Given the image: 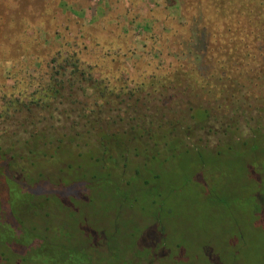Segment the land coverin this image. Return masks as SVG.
Instances as JSON below:
<instances>
[{
  "label": "rangeland",
  "instance_id": "rangeland-1",
  "mask_svg": "<svg viewBox=\"0 0 264 264\" xmlns=\"http://www.w3.org/2000/svg\"><path fill=\"white\" fill-rule=\"evenodd\" d=\"M120 1L114 8L122 10L118 19L124 24L101 21L97 5L103 0H72V7L88 34L97 33V39L110 48L103 43L97 46L102 65L93 78L117 75L116 83L125 85L127 92L103 98L94 81L82 80L67 84L62 99L49 110L40 109L35 115L27 109L10 110V116L1 115L0 150L12 162L9 168L20 180L57 182L80 179L86 173V182L95 181L77 198L86 225L93 229L97 243L116 226L108 246L103 243L94 250L95 264H264L261 82L254 79L257 84L248 87L254 89L249 90L253 98L245 95L234 105L229 96L233 88L245 90L239 78L222 88L224 79L209 76L210 59L202 63L193 54L188 55L178 82L160 85L156 91L151 87L152 94L136 91L131 77L148 79L155 70L167 75L166 67L174 58L169 54L180 46L170 38L156 44L148 38L149 26L155 35L165 33L161 19L155 18L156 24L150 20L151 9L161 0ZM98 19L97 28L93 23ZM116 25L127 38L124 47L102 37L106 33L101 30L111 32ZM48 26L47 31L39 24L21 33L0 24V114L19 90L22 76L40 74L38 58L31 53L35 47L49 54L62 41L67 48L82 42L77 24L70 22L69 30L67 24ZM23 35L34 40L30 44L34 48L13 59ZM83 43L88 46L83 56L96 60L95 42L89 36ZM197 65L202 74L191 67ZM194 70L196 85L185 78L187 71ZM204 109L209 110L208 118ZM32 129L39 134L34 144ZM98 170L110 175L94 177ZM111 177L116 184L109 193L102 185ZM100 190L104 199H96ZM36 201L58 211L50 201ZM52 226V232H68L70 237L72 233L78 241L75 228L66 229L56 221ZM31 236L24 234L25 239Z\"/></svg>",
  "mask_w": 264,
  "mask_h": 264
},
{
  "label": "trees",
  "instance_id": "trees-1",
  "mask_svg": "<svg viewBox=\"0 0 264 264\" xmlns=\"http://www.w3.org/2000/svg\"><path fill=\"white\" fill-rule=\"evenodd\" d=\"M118 1L120 0H103L97 5L102 10L101 21L107 24H124L118 19L122 10L114 8ZM120 2L123 3L124 0ZM52 7H55L53 15L50 13ZM77 15L72 7V0H0V24L4 28L10 27L11 30L25 33L29 28L39 24L43 26L44 31L49 30L48 25L51 24H58V26L67 24V30H69L71 22V24H77L82 40L77 48H67L66 42L62 41L56 50L43 54L37 51L36 47L30 46L33 40L31 37L23 35L24 41L19 44V49L13 51L12 58H17L23 53L28 54L34 48L31 53L38 58L40 74L38 77L22 76V87L18 86L17 93L8 98L5 102V113H1L0 116H10V110L16 112L27 109L34 115L40 109L49 110L54 102L62 99L60 97L63 96L67 84L73 86L82 80L87 83L94 81L99 96L103 98L111 95L120 96L127 92L125 85L120 86L116 83L119 80L117 75L114 78L106 75L99 79L100 81L98 78L96 80L93 78L95 71L102 65L99 57L102 52L97 51V46L103 42L97 39V33L88 34V29ZM150 18L153 21L152 24H156L155 18L161 19L166 24L165 33L159 35H155L152 32L154 27L149 26L148 38L152 43H161L164 39L170 38L174 40V43L176 41L180 49L178 47L170 52L169 55L173 54L174 58L166 67L167 75L155 70L156 72L151 73L152 76L148 79L131 77L136 81V91H149L148 94H152V91H156L160 85L167 86L169 83L178 82L181 70L186 67L189 56L196 54L199 62L203 63L204 59H210L213 66L209 76L224 79L220 84L222 88L226 89V86L233 84L236 78L243 83L244 92L241 93L239 89L233 88L232 94H229L234 105L242 102L240 99H243L245 95L250 98L253 96L249 90L254 91V89L248 87L257 84L254 79L261 82L260 98L263 97L264 0H161L157 2L155 8L151 9ZM98 23H100L99 19L95 20L93 25L98 28ZM116 27L111 32L101 30L106 33L102 37L105 39L104 42L112 40L114 45V41H117L124 47L126 41L124 39L127 38L119 33L117 25ZM89 36L95 42L96 60L83 56L88 49L83 42H86ZM192 42L195 46H191ZM103 44L110 49L108 45ZM154 49L158 51L156 46ZM70 67L73 68L70 71L71 74H68ZM191 67L202 74L200 65ZM198 71H187L188 76L185 78L192 79L190 84L196 85L197 76L194 72ZM104 83L109 85L106 87ZM116 87L117 90H115ZM151 87H153L152 91H150ZM256 97L257 95L255 96L257 100ZM204 112L208 118L209 110L204 109ZM191 116L195 117V114ZM32 124L35 125L34 122ZM33 130H30V137L33 138L34 144L39 134L34 133ZM5 153L0 150V178L2 179L0 183V264H95L94 250H99L104 244L108 246L116 234V226L113 225V228L106 231L105 239L97 243L93 229L86 225V217L83 215L81 206L77 204L80 193L91 187V184L93 186L95 181L87 178L89 182H86L85 178L88 177L85 176L86 173L80 179H63L57 182L48 178L20 180L9 168L12 162L4 157ZM96 160L99 162L101 158ZM112 162L116 164L115 157ZM105 174L110 175L100 170L93 175L94 177L100 175L99 179H102L101 176L104 177ZM114 181L116 180L111 177L105 182L97 181V184L104 182L102 187L108 190L116 184ZM108 192L110 193V190ZM103 195L105 196V193L100 190L96 193V199L103 198ZM37 198L50 201L53 206L58 207V211L48 210L45 202H42L43 205L38 204ZM55 221L66 229L75 228L78 231V241L74 239L71 232V237L68 232L63 234L52 232V222ZM24 234H32V236L25 239Z\"/></svg>",
  "mask_w": 264,
  "mask_h": 264
}]
</instances>
